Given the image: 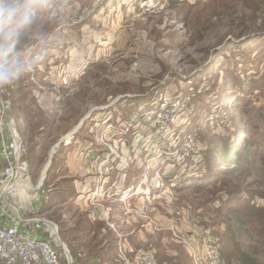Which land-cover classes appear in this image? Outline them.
Here are the masks:
<instances>
[{"label":"rangeland","instance_id":"1","mask_svg":"<svg viewBox=\"0 0 264 264\" xmlns=\"http://www.w3.org/2000/svg\"><path fill=\"white\" fill-rule=\"evenodd\" d=\"M31 2L34 23L18 46L23 72L9 92L0 88V101L29 164L24 185L31 189L22 186L15 200L26 212L29 203L41 205L35 217L52 224L62 264L58 237L70 264H114L118 244L152 252L158 264H194L178 239H191L194 228L215 238L220 264H234L222 253L230 209L264 208V181L252 172L216 173L220 154L240 138L251 150L264 148L254 130L264 115V16L251 19L243 0ZM165 97L179 108L181 126L171 135L168 122L163 130L153 125L155 102ZM109 114L114 126V117L131 114L146 121L103 146L106 125L94 130L93 120ZM91 156L117 160L107 161L106 175L91 167ZM206 172L215 186L194 192L180 184ZM101 179L100 200L93 199ZM239 184L240 201H230L226 192ZM116 189L122 194L107 197Z\"/></svg>","mask_w":264,"mask_h":264},{"label":"built area","instance_id":"2","mask_svg":"<svg viewBox=\"0 0 264 264\" xmlns=\"http://www.w3.org/2000/svg\"><path fill=\"white\" fill-rule=\"evenodd\" d=\"M162 1L165 0H157L158 3ZM125 98L130 99L128 96H125L123 99ZM3 103L4 102L0 101V263L62 264L59 250L54 241V236L49 231V225L52 224H48L44 220H37V217H32L30 215L31 213H28L29 210L26 212V209L22 207L23 205L17 206L14 201L16 193L21 192L22 186H26L24 182L29 170V164L27 159H24L26 154L25 147L14 127L12 119L9 116L5 117L7 114V107L4 106ZM110 106H112V103L108 107ZM155 106H157V108L154 110L155 114L153 119L155 121L153 125L158 128V130H163V123L168 122L171 128H169L166 133L171 135V131L174 128L181 126L180 120L175 121L177 118L176 113L179 108H177L176 105H174L173 108H177V110L172 108L169 97L159 99L155 102ZM102 108L103 107L100 109ZM169 109L170 111H174L173 115L169 113ZM91 113H94V111ZM140 115L141 117L138 118L136 114H131L126 119H117L113 115L116 122H118L116 126L111 124L110 120L112 116L110 114L105 116V119L103 118L99 121L94 119L93 129L94 126L100 127L101 124L106 125L105 132L102 134V138L105 142L102 140L100 141L98 137L96 138H98L99 142L104 146L106 142L112 141L114 137H123L131 129L133 130V128L141 126V123L146 121L143 117V115L146 116V114ZM162 120L163 122L160 123ZM193 141V136L189 134L185 138V146L187 148L188 146H192ZM191 151L193 150H189V154H191ZM107 154L109 156H117L116 151L111 147L108 148ZM112 158L98 161L96 156L95 158L91 156L88 158V162L91 167L97 169V172L102 170L100 173L107 175L109 170L107 161L117 160ZM100 162H102V164H100ZM1 164H3L4 167H2ZM122 180L123 178L120 177L119 181H114L111 187L115 189ZM105 183L106 181L102 179L99 181L98 184L100 186L93 192V199L98 198V200H100L99 196H101L100 194L103 192ZM26 187L31 189L29 186ZM116 190L107 197L115 198L118 193L122 194L123 192L121 190ZM131 190L132 188L128 189V196L133 197L137 193H131ZM125 200H127V198ZM97 208L100 210L102 206L99 204ZM21 212H23V214ZM108 216L109 215L105 216L101 214V221H106ZM36 221H40L45 225L44 230L42 226L40 227V225L37 224L39 222ZM22 224L24 225L23 230H25V232L21 233L18 231V228ZM209 233V231L200 228L191 230L189 235L193 237L196 243L192 237L191 239H186L185 236H178V239L186 246L187 254L189 258L193 260L194 264H220L217 242ZM200 249L201 252L199 251ZM116 258L114 264H158L154 260L152 252L143 251L142 249L134 250L132 248L127 250L122 244H118L117 246Z\"/></svg>","mask_w":264,"mask_h":264},{"label":"trees","instance_id":"3","mask_svg":"<svg viewBox=\"0 0 264 264\" xmlns=\"http://www.w3.org/2000/svg\"><path fill=\"white\" fill-rule=\"evenodd\" d=\"M243 1L246 7H250L251 19L256 20L258 15L264 16V0H249L251 2L248 0ZM243 34L244 32L241 35ZM8 88L9 86L3 88L4 93L9 92ZM122 100H127V98ZM260 121L261 125L255 126L254 130L259 131L260 129V133L257 134L264 138V115L261 116ZM237 142H239L237 144H240L239 146H232V148L225 147L226 152L220 154L219 161L224 165L218 170L216 175L220 177H229L236 173L245 174L246 172H252L264 181V148L258 152L257 150H251V145L241 138ZM209 160H212V155L208 158V161ZM208 174V172L201 175L194 173L184 179L180 184L190 187L194 192L204 191L209 186H212V184L215 186V183H211V180L206 178ZM253 181V186L259 187L261 185L260 181ZM240 188L239 184L226 192L230 197V201L236 199V193H238ZM260 194L264 199V192ZM235 201H240V199L237 198ZM244 208L240 210L230 209L231 216L228 219L229 223L226 228V234L228 236L226 237V246L223 247L222 253L226 255V259L229 263L262 264L264 260V208L256 209L253 205ZM249 243L253 245H249ZM155 257H158L157 254Z\"/></svg>","mask_w":264,"mask_h":264},{"label":"clouds","instance_id":"4","mask_svg":"<svg viewBox=\"0 0 264 264\" xmlns=\"http://www.w3.org/2000/svg\"><path fill=\"white\" fill-rule=\"evenodd\" d=\"M34 19L31 0H0V88L11 86L23 72L18 46Z\"/></svg>","mask_w":264,"mask_h":264},{"label":"crops","instance_id":"5","mask_svg":"<svg viewBox=\"0 0 264 264\" xmlns=\"http://www.w3.org/2000/svg\"><path fill=\"white\" fill-rule=\"evenodd\" d=\"M15 199H16V196H15ZM40 199H41V196H40ZM15 203L17 204V206H20L22 203H24V202H22V203H20V200H15ZM41 207V205L39 204V203H29L28 204V207H27V209L29 210V213H31L30 215L32 216V217H35L36 216V214H38V208H40ZM99 212H101L100 210H99ZM22 214H23V212H21ZM34 213H36V214H34ZM12 224V223H11ZM34 225V224H33ZM40 225V227L42 226V224L40 223L39 224ZM24 225L22 224V225H20L19 226V228H18V231L19 232H25V230H23L24 228Z\"/></svg>","mask_w":264,"mask_h":264},{"label":"water","instance_id":"6","mask_svg":"<svg viewBox=\"0 0 264 264\" xmlns=\"http://www.w3.org/2000/svg\"><path fill=\"white\" fill-rule=\"evenodd\" d=\"M74 133H75V132H74ZM74 133H73V134H74ZM61 143H62V141H59L54 147H58ZM57 239H58V240H57L58 245H59V246L63 249V251H64V254H65V256H66V261L68 262V264H70V262H71V256H70L69 251L67 250L66 246L61 242L60 238L58 237Z\"/></svg>","mask_w":264,"mask_h":264},{"label":"bare ground","instance_id":"7","mask_svg":"<svg viewBox=\"0 0 264 264\" xmlns=\"http://www.w3.org/2000/svg\"><path fill=\"white\" fill-rule=\"evenodd\" d=\"M24 187H26V186H24ZM27 188V187H26ZM25 188V189H26ZM27 190H30L29 188H27ZM23 196H25V197H28L29 196V194L30 193H26V191H24L23 193H21ZM55 229V233H54V235L56 234V236H57V230H56V227L54 228ZM50 232L52 233V235H53V232L50 230ZM58 240V239H57Z\"/></svg>","mask_w":264,"mask_h":264}]
</instances>
